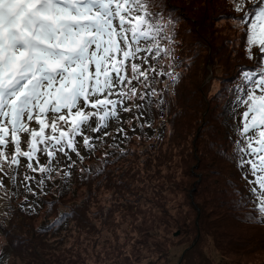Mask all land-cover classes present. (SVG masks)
Segmentation results:
<instances>
[{
	"label": "snow or ice",
	"instance_id": "snow-or-ice-1",
	"mask_svg": "<svg viewBox=\"0 0 264 264\" xmlns=\"http://www.w3.org/2000/svg\"><path fill=\"white\" fill-rule=\"evenodd\" d=\"M232 5L253 66L241 69L232 89L236 139L225 159L240 171L247 195L226 183L239 194L234 207L252 206L242 219L264 224V0ZM165 7V0H0V189L6 180L16 182L26 160L29 171L40 173L43 191L60 157L83 159L79 138L89 151L102 139L87 132L107 137L121 112L135 110L140 119L153 103L163 109L182 75L172 47L176 18L162 14ZM162 58L167 71L163 65L157 71ZM41 155L47 164H40ZM74 165L63 171L65 179ZM34 179L24 176L26 190L36 195Z\"/></svg>",
	"mask_w": 264,
	"mask_h": 264
},
{
	"label": "trees",
	"instance_id": "trees-1",
	"mask_svg": "<svg viewBox=\"0 0 264 264\" xmlns=\"http://www.w3.org/2000/svg\"><path fill=\"white\" fill-rule=\"evenodd\" d=\"M165 3L166 7L162 14L176 18L172 47L175 61L180 65L175 68V71L182 75L175 84L174 90L168 91L163 109L153 103L151 108L146 110L152 113V120L150 122L140 120V126L138 125L137 129L131 133H129L128 128H130V125L134 128L137 125V120H135V116L131 115L132 112L124 113V117L121 118L123 126L113 127L112 130L113 136L117 134L118 128H123L127 135L121 134L120 137L114 140L109 139L100 144L93 153L87 154L83 159L75 162L71 174V184L65 190H62L61 185L69 180L63 177L64 168L58 167L56 171H53L51 173L52 178L48 179L50 184L46 191L39 193L37 196L40 202L34 210L19 207V203L25 195L23 189L25 173L30 174L26 165H24L19 175L20 192L15 197L16 199L13 197V201L15 199L14 203L12 202L10 206H7L0 217L2 227L0 253L6 251L9 254L6 264H10L9 260L11 262V259L15 261L14 264H118L116 263L117 260L113 259L118 257V246L125 250L126 257L130 255L133 258L129 250L130 246H133L132 250L135 249L140 252V244L138 242L131 243L130 241L142 240V234L137 232V227L143 224L144 218L149 216L148 214L154 208V205L152 203V206H150V203L148 206L143 199L139 198L137 191L141 196L152 194L148 191L150 186H161L166 181L165 170L168 166L165 161L160 160L154 165H148L149 168H146V166L149 162L152 163L155 160L159 148L174 135L173 130L180 117L184 118L183 114H185L186 109L192 110L187 104V98L195 92L197 106L199 105V107H197L196 117L192 119V122L200 123L202 121L204 116L201 112L209 96L206 94L203 98L201 90L188 81V76L192 69V56L194 53L200 49L206 52H212L213 50L214 53L218 51L216 45L213 44L215 32L218 33V31L219 33L224 32L222 41L225 44V54L216 58L210 54V57L214 58L212 59L213 62L222 61L221 66L224 67V72L219 87L210 96L213 106L207 116V121L210 122L211 128L209 130L210 132L212 130V135H219L221 140L219 147L216 148L211 159L205 165L207 168H211L213 167V159H220L225 164L227 174L222 176V172L218 167L213 170L218 186L214 184L210 187L212 191L209 192V196L215 195L213 190L217 194H221L219 187H226V181H230L232 185L238 188L239 194L247 195L246 181L242 179L240 171L237 170L236 165L230 159H225V156H231L234 149L232 141L236 139L233 135V127L229 128L228 124L234 125L236 120L233 117L224 118L221 113V110L223 111L225 107L232 104L234 99L232 89L237 83L238 73L242 68L253 66V61L246 57L245 47L243 46L245 37L242 28L237 26L234 19L231 18L239 14L233 11L232 0H165ZM218 19L223 21V26H218ZM195 26L198 27V30L194 29ZM187 32H191V34H187ZM166 43L165 41L164 44ZM167 64V58H162L156 64L157 71L161 70V65L164 66L163 70L167 71ZM164 79L166 80L167 77H164ZM158 87L163 88V82ZM184 94L185 99L182 102ZM219 125L222 128V134H220V130L219 132L216 131L215 135L213 131L216 128L218 129ZM162 126L164 128L159 129ZM147 128L152 134L145 132ZM210 132H207L202 145L199 143L201 129L196 134L194 141L198 145V151L201 152L203 146L214 145L212 136V141L208 140ZM229 137H232V139L230 140ZM185 139L182 137V140ZM26 140L27 137L25 138V148ZM121 149L124 151L121 152ZM106 153L108 155H105ZM187 156L188 154H185V157ZM182 172L180 170V174ZM163 174L165 175L164 178ZM178 174L179 171L176 175ZM179 182L180 180L177 178L172 181L173 184ZM77 187L84 192L81 203L73 201L66 204L64 198ZM96 189H100L99 192L101 193L104 190H109L111 192L110 199L118 206L115 211L111 208L107 209L112 212L111 214L102 213L104 221L101 223L109 226L113 224L111 233L105 230L106 227L105 229L102 227L100 231L97 228L94 232L89 230L88 224L79 226L78 223L74 224L72 221L74 216L81 215V211L87 213L90 210L92 206L89 205L94 200L90 194ZM225 189L228 191L227 187ZM229 191L230 198L228 192H224L228 207L234 210L235 215L244 224L260 229L264 234V224L250 223L242 219L250 212L251 204L243 208L234 207L233 202L239 199V194L233 195V188L231 187H229ZM218 198L220 197L218 196ZM130 202L131 206L125 204ZM191 203L201 210L202 206L195 200ZM222 205L224 207V202ZM107 206L108 204L104 207ZM102 207L103 204L101 203L100 208ZM69 212L74 214L66 216L63 220H57L60 214ZM5 219L7 220L6 223H4ZM133 229L135 230L133 231ZM147 231L148 229H146ZM99 234L104 236L105 239L99 240ZM206 234L208 236L210 231H207ZM222 240L223 238L220 237L210 240L206 244V241L203 242L202 244H205V246L198 253L203 255L205 259L209 252L214 254L218 250V241ZM251 245L255 246L257 242ZM241 247L242 250L248 248ZM254 251L245 250L244 252L252 254ZM141 254L143 256L135 264H144L145 259L150 264H163L162 254L159 257L156 256L155 259H152L151 252L144 254L141 251ZM186 255V253L183 255L181 264H192L193 262L184 261ZM203 260L198 264H201ZM207 261L209 263L211 261L216 262L214 256H210ZM207 261L203 264H207Z\"/></svg>",
	"mask_w": 264,
	"mask_h": 264
},
{
	"label": "rangeland",
	"instance_id": "rangeland-1",
	"mask_svg": "<svg viewBox=\"0 0 264 264\" xmlns=\"http://www.w3.org/2000/svg\"><path fill=\"white\" fill-rule=\"evenodd\" d=\"M218 26H223V21L218 19ZM213 24V23H211ZM195 30H198V27H194ZM222 29V28H221ZM187 34H191V32H187ZM224 36V32L216 33L214 43L218 48V51L214 53L206 52L203 49L198 51V55L192 56V69L189 74L188 81H190L193 85L197 87V89L201 90V94L203 98L208 94L209 99L204 104L201 114H203L202 121L192 122V119L196 117L197 100L195 97V93L187 98V104L192 108L186 109L184 118L180 117V120L177 122L173 133L174 135L168 139L162 147L159 148L155 160L148 165H154L157 162L165 161L166 165V181L159 185H153L148 188V191L152 194L141 196L139 191H137V195L139 198L143 199L146 204L152 203L154 208L146 216L143 220V224L137 227V232L142 234L141 241H130L131 243L138 242L141 246L140 252L137 250H132L133 246L129 247L130 253L133 258L126 257L125 250H122L120 246L117 247L118 257L113 258L116 259L118 264H135L136 261L143 256L141 251L144 254L151 252L152 259H155L156 256L163 255V264H181V259L183 255H186L184 261L187 260L189 263L198 264L201 260L204 259L203 255H200L198 252L202 248H204L205 244L210 240H214L216 238H223L222 241H218L219 248L218 250L212 254L209 252L206 258L202 261L203 264L208 260L210 256H214L216 262L210 263L207 261V264H264V234L263 231L257 229L251 225L244 224L236 215L234 210L231 207H228L226 204L227 197L224 196V192H228L229 194V186L225 184L227 187H219L221 194H217L215 190H213L212 197L209 196L212 189L210 188L212 185L218 186V182L216 180V176L213 173V170L218 167L222 176L226 175L225 164L220 161V159H213V167L207 168L205 163L209 162L213 153L216 151V148L219 147L220 136L216 135V131L222 134V128L219 125L218 129L216 128L213 133L216 135H212V130L210 132L209 128H211L210 122L207 121V116L212 109L213 102L210 98L211 94L219 87L220 80L223 76L224 67L221 66L222 61L213 62L212 59L218 57H222L225 53V44L222 41V37ZM222 41V42H221ZM210 54L214 56V58L210 57ZM224 61V60H223ZM191 86V85H190ZM189 86V87H190ZM193 89V88H191ZM185 99H182V102ZM209 111V112H208ZM231 111V107L227 106L224 110H221L224 118H232L229 113ZM207 114V115H206ZM124 112H121V118L124 117ZM133 117L135 116V120L137 125L132 128H128L129 133L133 132L137 129V126H140L142 121L150 122L152 120V113L145 111L142 119H136L137 112L135 110L132 111L131 114ZM120 120H114L111 122V126L107 129L110 133L109 136L103 137V134H95L90 131L86 134L89 136H101L102 139H98L95 141V148L91 151L85 149L83 147V139L79 138L78 143L80 145V151L84 158L85 155L93 153L97 147L108 141L109 139H116L120 137L122 133L117 132L115 136H113V127H121L123 124ZM203 123V124H202ZM96 121H92V126L95 127ZM171 124V123H170ZM233 124H228L229 128H232ZM164 127H160L159 129H163ZM167 128V125H166ZM201 129V139H199V143L202 145L203 140L207 136V132H210L208 135V140L214 141V145L203 146V150L198 151V145L194 141L196 134ZM146 133L152 134V132L147 128ZM118 135V136H116ZM212 136V137H211ZM115 137V138H114ZM182 137L186 138L182 140ZM217 137V139H216ZM26 136L24 137L25 140ZM207 140V141H208ZM210 144V143H209ZM25 145V144H24ZM23 145V147H24ZM200 147V146H199ZM201 149V147H200ZM185 154H188L185 157ZM70 159L66 157H60L58 163L55 165L56 169L58 167H63L64 170L68 168V165L73 161L77 162L81 160L79 157L75 155V153H70ZM170 161V162H169ZM47 157L41 155L40 164H47ZM199 164V165H198ZM23 165H27V161H23ZM22 167H20L17 172V180L15 183L5 181V188L0 189V217L2 216V212L7 209L6 205H10L12 202L14 203L15 197L20 192L21 187H19V175L22 171ZM74 166L72 167V169ZM149 168V167H148ZM71 169V174H72ZM180 170L183 172L180 174ZM29 171V170H28ZM179 171V174L176 173ZM30 174L25 173L29 176H34L35 179L31 181V188L37 193L33 195L31 192H28L25 188V181L23 184V189L25 192L24 198L20 201L19 207L27 208L29 210H34L37 204L40 202L38 199V194L46 191L49 183V180H45V184L43 186V191H41L40 187L37 185V181L41 179V175L39 172H31ZM165 175L163 174V178ZM175 178L179 179V183H172ZM69 180L67 183H62V190L68 188L71 184V175L68 177ZM126 180V178H125ZM86 188V187H85ZM217 188V187H215ZM194 189V190H193ZM193 190V191H192ZM7 191L9 195L6 197L4 192ZM100 189L93 190L90 194L94 200L91 201L89 206L90 210L87 213L80 212L81 215L73 218V223H78L79 226L84 224H88V228L91 231L99 228V231L102 227L106 231L111 233L112 225L109 226L105 223H101L104 221L102 217V213L111 214L112 212L108 211L110 208L115 211L118 208L117 204H114L111 197V192L109 190H104L102 193L99 192ZM210 192V193H209ZM232 194V192H231ZM158 195V197H157ZM191 195V197H190ZM218 196L220 198H218ZM13 197L15 198L13 201ZM27 197V200H25ZM84 197V192L81 188L77 187L71 193L67 194L64 198L65 203H71L73 201L80 202ZM211 197V198H210ZM230 198V194H229ZM101 200V202H100ZM195 200L199 203L202 208H196L193 206L191 201ZM189 204H188V202ZM133 202V201H132ZM203 202V204H202ZM224 202V207L222 203ZM81 203V202H80ZM101 203L103 207H101ZM136 203V202H133ZM107 207H104L107 205ZM127 206H131L130 203H125ZM31 205V207H29ZM115 205V206H113ZM198 207V206H197ZM108 209V210H107ZM235 215V216H234ZM1 220V218H0ZM40 221V220H39ZM7 220H4L6 223ZM0 223V233L2 232ZM146 229L148 231L146 232ZM135 229H133L134 231ZM207 231H210V234L207 236ZM95 232V231H94ZM177 232L176 234H174ZM98 234V233H97ZM133 235V234H132ZM99 240H104L105 237L102 235H98ZM205 238V239H203ZM112 241V240H111ZM206 241V242H205ZM205 242L203 245L202 243ZM257 245L252 246L251 244ZM108 246V245H107ZM241 246L248 247L247 249L242 250ZM138 247V246H137ZM257 249L256 251H254ZM245 250L254 251V253H246ZM138 252V253H136ZM9 254L4 251L0 253V264H6L8 260ZM183 261V263H184ZM14 260H9L10 264H14ZM144 264H150V262L145 259Z\"/></svg>",
	"mask_w": 264,
	"mask_h": 264
},
{
	"label": "water",
	"instance_id": "water-1",
	"mask_svg": "<svg viewBox=\"0 0 264 264\" xmlns=\"http://www.w3.org/2000/svg\"><path fill=\"white\" fill-rule=\"evenodd\" d=\"M177 232H175L174 234H176Z\"/></svg>",
	"mask_w": 264,
	"mask_h": 264
}]
</instances>
